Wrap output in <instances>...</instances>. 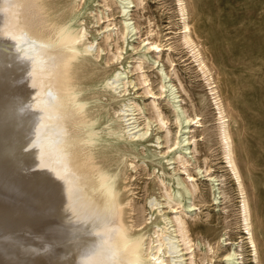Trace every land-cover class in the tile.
<instances>
[{
    "label": "bare ground",
    "instance_id": "1",
    "mask_svg": "<svg viewBox=\"0 0 264 264\" xmlns=\"http://www.w3.org/2000/svg\"><path fill=\"white\" fill-rule=\"evenodd\" d=\"M143 1L119 0L121 23L101 27L102 43L96 44L94 35L87 39L82 24L92 12L93 0H0V264H197L194 248L206 246L204 253L211 254L220 249L193 241L191 232L199 227L187 219L206 196L188 171L197 152L191 128L201 126L199 115H187L183 99L175 85L166 82L168 72L164 74L162 67L158 92L147 89L143 54L133 70L114 68L107 75L102 73L111 64H121L123 46H131L128 41L139 33L128 10L142 6ZM175 1L181 23L178 44L187 49L190 63L207 86L222 158L240 197L237 212L244 232L237 242L239 253L231 249L220 257L226 264H243L237 260L243 259L242 245L247 244L249 263L259 264L227 114L192 38L185 0ZM109 3L103 0L102 5L110 7L112 0ZM96 16L94 24L102 18ZM153 30L148 29V37L139 42L144 53L151 51L157 58L153 65L158 66L165 53L172 67L168 53L172 46L149 38ZM113 44L114 50H108L110 54L99 62L101 53ZM131 50L138 52V46ZM136 70L137 81L153 96L145 106L150 117L139 116L144 106L128 98L134 84L127 76ZM166 97L173 132L156 102ZM153 122L162 131L154 141L149 139ZM156 156L161 157L162 169L157 170L161 174L151 167L144 175H153L151 190L157 188L162 200L148 195L144 205L137 206L131 186L138 167ZM174 163L179 167L171 172L163 169ZM207 177L215 178L208 173ZM222 193H213L212 200ZM162 202L171 212L161 213Z\"/></svg>",
    "mask_w": 264,
    "mask_h": 264
},
{
    "label": "rangeland",
    "instance_id": "2",
    "mask_svg": "<svg viewBox=\"0 0 264 264\" xmlns=\"http://www.w3.org/2000/svg\"><path fill=\"white\" fill-rule=\"evenodd\" d=\"M93 1V4H89L92 12L88 16L83 17L84 21L82 24L88 32L87 39L91 41L92 35H94L96 39L95 43L101 44V35L98 34L103 30H100V28L104 29V26L112 22L115 24L121 23V4L119 0H112L113 4L105 8L102 5L103 0ZM107 2L109 3V0ZM175 2V0H144L142 6L129 8L128 18L132 19V23L137 21L135 23L139 25V35H135L128 41V44L131 46H123L125 50L123 52L124 59L121 60V64H111L102 73L107 75L114 68H117L121 72L129 69L133 70L137 66L138 57L143 54L141 56L143 57V70L144 74L146 73L145 75L148 77L149 82L147 84H149V87L147 88L146 85L141 86L137 81L139 71L136 70L137 72L134 71L135 73L132 72L127 76L133 80L134 84V88L129 87L130 95L128 98H132L137 104L142 107L144 106V112L139 116H151L148 107L145 108V106L152 103L153 96L149 93L151 96L147 95L146 91L148 89L152 93L158 92L160 80L163 78L158 69L162 67L164 74L168 72L166 82L173 83L177 89L175 92L180 96V99H183L182 107L186 110L187 115L193 117L195 114L201 118V126H192L191 128L193 132L190 135L195 136L194 140L197 152L193 154L192 165L188 167V171L190 174L196 176V183L206 196L205 202L200 205V209L189 213L187 219L191 223L195 222L199 227L197 231L191 232L193 241H199L202 244L208 242L213 248H216V246L220 247L215 254H211L210 252L204 253L206 246L194 248L197 264H206L207 262L209 264H226L220 256L228 251L230 252L231 249L238 251L240 248L237 242L240 241V237L243 236L242 233L244 232L240 226L241 223L237 212L240 206V203H238L240 197L239 195L237 196V191L233 185L234 181H232L228 168L225 167L226 164L222 158L216 131L215 112L207 86L201 75H199L200 73L196 71L195 66L190 63L191 60L187 49L185 50V48L178 44V32L181 28V23L176 12L177 6ZM185 3L188 11V21L192 30V38L200 47L227 114L229 131L233 142L234 158L250 208L252 233L258 252V261L259 264H264V0H185ZM95 16L102 17V20L100 19L98 24H94L95 20L92 19ZM148 29H154L152 34L155 33L149 38L157 39L161 44L166 43L172 46V50L168 52L173 61L172 67L165 60V53L161 54L162 59L159 66L157 64L153 65V61L157 58L151 51L144 53L140 43L141 40L148 37L146 34ZM97 31L99 32L97 33ZM118 44L122 45V42L119 41ZM132 46H138V52H133L131 50ZM112 49L114 50V44L111 48H107L106 51L104 50L101 53V58L98 61L102 62L105 56L107 57L110 54L108 50ZM129 57L131 59H128ZM122 65L124 66V70L121 68ZM172 68H174L175 75ZM123 81L125 82L126 79ZM168 93L166 92L165 95H168ZM156 102L160 104L161 110L166 115L170 131H175V125L172 120L173 115L170 113V107L167 106L169 104L167 97L164 100L160 99ZM111 107L115 108L116 106L112 104ZM142 120L143 117L139 121ZM155 126L156 123L153 122L149 137L152 141H154L156 135L162 134V131L156 130L157 126ZM158 156L161 155L158 154ZM160 159L161 157L156 156L152 161L144 160V164L138 167L139 174L136 173L137 177L135 176L133 181L134 185L131 186L135 193L133 200L137 206H143L144 199L148 195L158 198L160 192L157 188L151 190L153 175L148 176L144 174L151 172V167H155V174L160 175V172L157 173V170L162 169L158 163ZM145 165L148 168L143 171L142 168ZM175 166L177 168L179 164L174 163L163 169L171 172ZM206 169L208 171L205 173ZM207 173L211 177L215 176V178L208 180L209 178H206ZM181 176L186 177L185 174ZM145 189H148V192ZM217 192L223 193L219 195L216 201H213V193ZM158 200L162 199L158 198ZM144 208V216L146 218L149 210L147 206H144ZM160 209L162 210L161 213L171 212L168 209V205L163 202ZM200 230L207 231H205V234H201L199 233ZM242 246L241 256L243 259H239L237 262L250 264L248 256L250 248L247 247V244H243Z\"/></svg>",
    "mask_w": 264,
    "mask_h": 264
}]
</instances>
